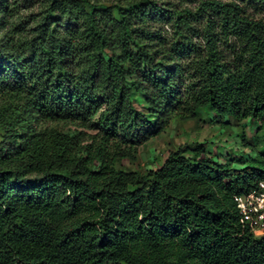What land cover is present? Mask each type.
<instances>
[{"label":"trees","instance_id":"obj_1","mask_svg":"<svg viewBox=\"0 0 264 264\" xmlns=\"http://www.w3.org/2000/svg\"><path fill=\"white\" fill-rule=\"evenodd\" d=\"M25 1L39 10L15 23L0 0V264H264L234 201L264 179V144L115 165L171 112L264 130V20L246 10L264 0ZM95 116L93 143L36 127Z\"/></svg>","mask_w":264,"mask_h":264},{"label":"rangeland","instance_id":"obj_2","mask_svg":"<svg viewBox=\"0 0 264 264\" xmlns=\"http://www.w3.org/2000/svg\"><path fill=\"white\" fill-rule=\"evenodd\" d=\"M13 1H17L21 8L19 16L13 18L12 22L16 23L26 20L30 13H35L39 10L38 4L30 5L25 0ZM246 10L250 15L264 20V4L246 5ZM106 107V105H102L101 110ZM211 117H214L212 110L209 113L201 110L195 118L176 117L171 112L167 126L145 143L137 145L132 158L117 159L116 167L129 166L142 172L153 166V158L157 153H161L163 156L169 150L183 148L187 144L190 146L202 144L206 147L208 154L213 155L217 160L224 161L229 157L236 158L241 154L252 153L255 156L250 146L254 145L255 149H261L264 144V130L256 131L257 126L254 127L246 120L237 121L235 119L226 120L227 118ZM46 126L62 130H82L87 143L95 142V139L99 138L97 134L102 130L96 122V116L88 120L84 125L71 122H47L36 125L37 128L41 129ZM1 135L2 130L0 129V139ZM119 136L120 134L117 133V137ZM241 137L245 140L242 141ZM109 142H111L110 139ZM234 164H238V162H234Z\"/></svg>","mask_w":264,"mask_h":264},{"label":"built area","instance_id":"obj_3","mask_svg":"<svg viewBox=\"0 0 264 264\" xmlns=\"http://www.w3.org/2000/svg\"><path fill=\"white\" fill-rule=\"evenodd\" d=\"M241 223L255 235L264 233V179L247 193L235 195Z\"/></svg>","mask_w":264,"mask_h":264}]
</instances>
